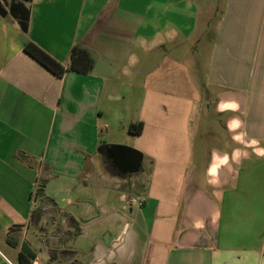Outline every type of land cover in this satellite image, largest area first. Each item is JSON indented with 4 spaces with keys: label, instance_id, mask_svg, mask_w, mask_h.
I'll list each match as a JSON object with an SVG mask.
<instances>
[{
    "label": "crops",
    "instance_id": "obj_1",
    "mask_svg": "<svg viewBox=\"0 0 264 264\" xmlns=\"http://www.w3.org/2000/svg\"><path fill=\"white\" fill-rule=\"evenodd\" d=\"M0 4V264L24 244L37 264H264V0H226L214 35L205 0ZM29 41L66 68L83 47L94 68L57 77ZM131 106L141 134L114 145Z\"/></svg>",
    "mask_w": 264,
    "mask_h": 264
},
{
    "label": "trees",
    "instance_id": "obj_2",
    "mask_svg": "<svg viewBox=\"0 0 264 264\" xmlns=\"http://www.w3.org/2000/svg\"><path fill=\"white\" fill-rule=\"evenodd\" d=\"M0 14L5 15L4 10L0 4ZM29 22V13L23 15L20 20V26L24 32H27ZM24 51L27 55L36 60L40 65L45 67L48 71L57 77H63L66 72H74L78 74H90L94 68V59L89 51L83 47L76 46L71 50L69 67H64L61 63L53 59L44 50L38 47L33 42H27L24 46ZM142 124L132 125L130 128V134L138 136L141 134ZM43 186H40L38 195L43 196ZM41 211L35 210L33 212V220L40 218ZM34 221V222H35ZM36 259L35 253L29 248L27 244H24L21 253L19 255L18 264H33Z\"/></svg>",
    "mask_w": 264,
    "mask_h": 264
},
{
    "label": "rangeland",
    "instance_id": "obj_3",
    "mask_svg": "<svg viewBox=\"0 0 264 264\" xmlns=\"http://www.w3.org/2000/svg\"><path fill=\"white\" fill-rule=\"evenodd\" d=\"M225 1L226 0H205L204 6H201L200 8L199 7L196 8L197 12L200 11L198 14H200V13H202L204 15L206 14V18L208 19L207 20V22H208L207 25H208V29H209L208 34L214 35L216 33V31L218 29V21H219L220 17L224 14V11H225V7L223 6ZM204 7H205L206 12L205 11L202 12ZM196 32H198V31L196 30ZM208 36H210V35H208ZM196 43H197V41H196ZM189 46H192V48L195 47L193 39L190 40ZM195 50H196V48L191 49L190 51H192V53H194ZM196 59H197V57H196ZM131 61H132V59L128 60V62H131ZM195 73H196L195 74V77H196L197 74H199V73L197 71ZM123 80H125L126 84H127V89L125 90V95H126V97L129 98V96H131L133 94V92H132L133 87H131L130 84L131 83L134 84L135 79H134V77H130V78L125 77V78H123ZM196 81H197V79H196ZM181 92H182L181 89H179V93H181ZM118 112H120V111H118ZM123 113H124V116L122 119L121 128H119V127L114 128L111 132V135L110 134L108 135L109 138L107 139V141H110V139H111V141H112L111 143L114 145H131V143H133L135 140L134 137H132L133 135L131 136L129 130L131 128V125L136 126L139 124L138 122H133L135 124H131L132 123L131 121H133V119L138 115V110H137V108L131 106L130 108L126 107V109H123ZM122 126H123V128H122ZM208 144L213 145L212 140H208ZM143 169H144V173H142L141 175L138 176L139 182L144 183V184H145V180H146V183L148 180H149V182H151L150 181V173L148 170V164H147L146 159L143 162ZM38 259H39V262L41 264H53L49 261L48 256L44 252L38 253Z\"/></svg>",
    "mask_w": 264,
    "mask_h": 264
},
{
    "label": "water",
    "instance_id": "obj_4",
    "mask_svg": "<svg viewBox=\"0 0 264 264\" xmlns=\"http://www.w3.org/2000/svg\"><path fill=\"white\" fill-rule=\"evenodd\" d=\"M113 154L120 162L123 170L129 173H136L140 169L142 154L137 150L127 147H114Z\"/></svg>",
    "mask_w": 264,
    "mask_h": 264
},
{
    "label": "built area",
    "instance_id": "obj_5",
    "mask_svg": "<svg viewBox=\"0 0 264 264\" xmlns=\"http://www.w3.org/2000/svg\"><path fill=\"white\" fill-rule=\"evenodd\" d=\"M131 202L136 203L139 207H141L144 201L141 198H138V199H131ZM33 264H37V263L35 262Z\"/></svg>",
    "mask_w": 264,
    "mask_h": 264
}]
</instances>
